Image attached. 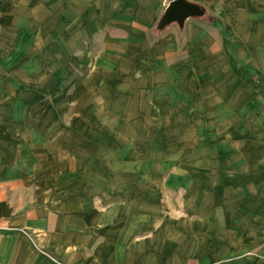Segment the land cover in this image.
<instances>
[{"label":"crops","instance_id":"1","mask_svg":"<svg viewBox=\"0 0 264 264\" xmlns=\"http://www.w3.org/2000/svg\"><path fill=\"white\" fill-rule=\"evenodd\" d=\"M34 1L39 16L23 23L27 0L15 20L11 0H0V78L28 76V56L43 75L51 47L75 44L59 41V23L45 33L43 0ZM73 1L68 38L75 19L86 29L92 16L105 39L114 31L140 44L162 30L151 46L163 55L148 60L164 62L163 73L129 75L149 78V114L163 120L146 125L139 149L122 136L115 149L108 136L94 146L84 133L88 153H33L44 126L54 127L51 147L63 140L60 105L53 98L47 118L42 97L28 108L0 86V264H264V0H186L200 13L162 27L170 0Z\"/></svg>","mask_w":264,"mask_h":264},{"label":"rangeland","instance_id":"2","mask_svg":"<svg viewBox=\"0 0 264 264\" xmlns=\"http://www.w3.org/2000/svg\"><path fill=\"white\" fill-rule=\"evenodd\" d=\"M24 1L25 0H22V3ZM11 2L13 7L12 20H15L16 17L14 14L17 13L16 9L19 7L17 4L18 0H11ZM27 3V7H23L24 9L22 8L20 13L16 14L18 18L25 20L21 21V19H16V21L24 23L28 20L30 23L35 21V19L32 20V17L39 16V14L35 15V1L27 0ZM24 4L25 3H23V5ZM41 4L44 5V18L42 24L45 23V28H48L45 33L56 32L55 26L59 23V41H68V39H70L69 42H75V44H61L51 47L49 53H57L56 59L54 62L52 60L46 62L44 59L45 70L43 75L36 76L39 72H32V70L37 69L35 66L36 62L34 61L35 56H33V60L28 56L27 61L23 63L27 64V70L30 69L27 73L29 74L28 76H13L11 81L8 78H0L1 88L5 87L6 91H8L7 94H9V89L11 88L12 101L17 102V104L24 102L25 105L27 104L26 107L31 108L34 101L39 102L40 99L38 98L42 97L45 100L44 104L47 118L53 116V112L48 110L49 107L52 109L53 98L55 108L60 105V110H58L59 113L54 112L55 118L59 115L60 123L66 126H55V129L58 128L59 134L63 137L60 145L56 146V144L53 143L54 146L51 147L52 141L50 139V133H53L54 127L44 126V135L48 137L47 141L45 140L43 145L41 141L36 142L35 137L34 146L29 147L27 145V150L35 153L38 147L40 152L43 151L45 155H51V153H53L55 156L56 154H61L62 157L72 154L70 153L71 151L77 153L81 149H85L86 153H88L89 149H92L90 146H92L94 140H98L94 146H99L103 136H105V139L108 136V140L113 138L112 147L115 145L117 138L128 139L130 145L134 146L136 149H139L140 145L142 147L143 142L141 141L144 139V133L147 128L146 125L151 122L153 118L160 120V122H162L163 118L161 113H159L160 118L158 117L157 111H154V116L151 115L152 113L149 114V109L152 105L148 102L149 78H133L131 74L129 75V70L133 69L135 71L141 70L147 72L146 70L156 69L160 71V74L163 73L162 69H164V62H152L148 60L150 56L158 57L163 55L162 51H156V47L153 46L156 45L155 39L163 35L161 34L162 30H153L149 32L148 39L140 43L141 45L135 42V40H130V38L124 41L121 39L117 40L114 31L109 32L107 39H105L103 38L104 32L100 33V23L92 16L86 29L83 26L84 24L81 25L79 23V19H75V29L70 30V33L75 34V36L72 35L73 38H68L69 31L65 28L72 26L73 23L64 18L65 13L71 11V8L68 7L69 5L77 6L78 2H72V0L58 1V7L60 9V11H58L59 20L52 19V15H50L52 0H43ZM76 10H78V8H76ZM71 16L73 18L76 17V13H73ZM37 24H39L40 27L42 26L39 21ZM45 41H47V37H45ZM151 44L153 45L151 46ZM141 53L146 54L143 56L146 57L147 60H136V58H138L137 56L142 55ZM58 63L59 69L55 68ZM48 70L49 72H47ZM58 70L60 71V77L57 76V74L59 75ZM105 71L108 72V76L104 75ZM122 71L124 74H122ZM12 73L15 74V71ZM52 73H55L56 76H52ZM110 73H112V75ZM155 81L157 86H162L163 77H155ZM26 112L27 114L30 113L26 117L38 120L39 114L35 115L32 113V110L29 109H27ZM102 121H104V124H102ZM106 121L109 124L105 123ZM70 122L75 125L71 124L72 133L68 135L66 130L69 126L67 124ZM22 128L28 130L26 127ZM107 129L108 131H106ZM84 133L88 135L91 134L92 136H90V139H92L93 142L87 140L84 137ZM24 134H26V131ZM27 135H30V133L28 132ZM54 137L57 138L55 135ZM80 137H84V140L79 142ZM105 139L102 141H105ZM86 141L90 144L84 143ZM21 148L22 145L20 149ZM112 149L115 148L113 147ZM112 154L114 155V152ZM108 155H110V152ZM44 161L50 162L51 158L44 157ZM86 164L88 165V158L81 160V163L78 165L85 166ZM102 164H104V162H102Z\"/></svg>","mask_w":264,"mask_h":264},{"label":"water","instance_id":"3","mask_svg":"<svg viewBox=\"0 0 264 264\" xmlns=\"http://www.w3.org/2000/svg\"><path fill=\"white\" fill-rule=\"evenodd\" d=\"M200 13L199 7L186 0H170L159 21V27H162L170 21L181 23L185 16Z\"/></svg>","mask_w":264,"mask_h":264}]
</instances>
